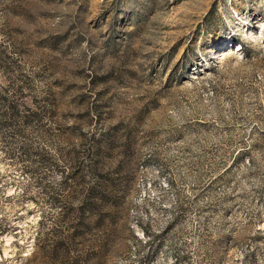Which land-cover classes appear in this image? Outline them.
<instances>
[{
    "label": "rangeland",
    "instance_id": "1",
    "mask_svg": "<svg viewBox=\"0 0 264 264\" xmlns=\"http://www.w3.org/2000/svg\"><path fill=\"white\" fill-rule=\"evenodd\" d=\"M264 0H0V264H264ZM224 40H226L224 38ZM211 60V61H210Z\"/></svg>",
    "mask_w": 264,
    "mask_h": 264
},
{
    "label": "built area",
    "instance_id": "2",
    "mask_svg": "<svg viewBox=\"0 0 264 264\" xmlns=\"http://www.w3.org/2000/svg\"><path fill=\"white\" fill-rule=\"evenodd\" d=\"M231 16L237 24H228L226 37L214 43L210 57L213 62L209 65L223 57L224 48L228 46L234 53L244 54L250 43L264 40V15L233 7ZM160 254L151 244V235L140 230L136 231L127 250L118 255L112 264H161Z\"/></svg>",
    "mask_w": 264,
    "mask_h": 264
}]
</instances>
